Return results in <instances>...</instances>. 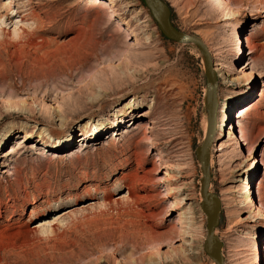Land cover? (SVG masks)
Instances as JSON below:
<instances>
[{"label": "rangeland", "instance_id": "1", "mask_svg": "<svg viewBox=\"0 0 264 264\" xmlns=\"http://www.w3.org/2000/svg\"><path fill=\"white\" fill-rule=\"evenodd\" d=\"M166 1L224 75L209 145L224 264H264V0ZM205 92L198 47L166 38L143 0H0V264H215Z\"/></svg>", "mask_w": 264, "mask_h": 264}, {"label": "water", "instance_id": "2", "mask_svg": "<svg viewBox=\"0 0 264 264\" xmlns=\"http://www.w3.org/2000/svg\"><path fill=\"white\" fill-rule=\"evenodd\" d=\"M150 14L155 19L157 26L162 34L171 40L194 43L202 56L204 63V72L206 76L205 104L208 113V132L202 143L195 149L196 155L201 163V183L200 193L202 196L201 207L206 213V239L203 242V248L212 258L215 264H224V258L221 252V240L214 233L219 223L220 198L216 192L209 189V145L214 133L215 113L218 103V75L215 70L212 54L206 43L194 33H188L179 29L171 19V7L166 0H143Z\"/></svg>", "mask_w": 264, "mask_h": 264}, {"label": "bare ground", "instance_id": "3", "mask_svg": "<svg viewBox=\"0 0 264 264\" xmlns=\"http://www.w3.org/2000/svg\"><path fill=\"white\" fill-rule=\"evenodd\" d=\"M119 61V60H118ZM117 64V60L116 58L114 57H111V58H108L107 60H105L102 64H100L99 66L95 67V68H92L90 70H88L87 72H85L83 74V76H80V78H78L77 80H75V82L69 86L68 88L62 90L60 92V94H58L56 97H54L52 100V107H55V106H58L60 104H62L63 102H65L67 99H72L73 97H71L72 95H74V93L76 91H79L78 89L81 88L82 86H84L87 82L90 83L91 80H96L98 78V76H100L105 69H109L111 67H115V65ZM219 63L217 62L216 63V67L215 70L218 74V76L220 77H224L223 73L221 72L220 70V67L218 65ZM113 69V68H111ZM106 71V70H105ZM94 80V82H95ZM233 83H237L238 80L237 79H232ZM88 85V83L86 84ZM85 85V86H86ZM84 89V88H83ZM80 93V92H79ZM218 94V103H217V107H216V113H215V124H214V130L213 131H218L219 129H222L223 126L225 125L226 123V119L228 117V110H229V104L227 102H224V104H222V102H220V99H219V93ZM76 97V96H75ZM220 102V103H219ZM62 106V105H61ZM153 106V103H151L149 105V107L151 108ZM60 107V106H59ZM14 112L16 113H26V114H32L31 110L27 107H24V106H16L12 109ZM100 128V127H99ZM207 132H208V123L206 125V129H205V135H204V138L206 137L207 135ZM232 137L233 136H236L237 133H236V130H233V132L231 133ZM152 172H155V168L154 170L150 169L148 171V173H152ZM147 173V174H148ZM218 212L220 213V208L218 210ZM219 218H220V214H219ZM183 229V228H182ZM181 229V230H182ZM185 231V230H184ZM185 233V232H184ZM214 233H216V230H214ZM218 235V234H217ZM219 237V236H218ZM220 239V238H219ZM186 244L187 245H191L188 241H186ZM201 248H203V245L201 246ZM104 249V248H103ZM204 249V248H203ZM102 250V249H100ZM185 252H187L188 255H190V257L194 258L195 257V254L197 253L196 249H194L193 247H190L189 249H184ZM103 251V250H102Z\"/></svg>", "mask_w": 264, "mask_h": 264}]
</instances>
